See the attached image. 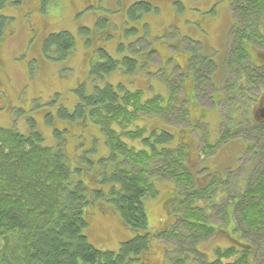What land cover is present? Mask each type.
I'll return each instance as SVG.
<instances>
[{
    "label": "rangeland",
    "instance_id": "1",
    "mask_svg": "<svg viewBox=\"0 0 264 264\" xmlns=\"http://www.w3.org/2000/svg\"><path fill=\"white\" fill-rule=\"evenodd\" d=\"M140 1L151 2L153 9L132 14L129 7ZM232 2L17 0L0 11L12 18L0 40V125L29 134L33 124L45 145L63 146L74 170L87 166L86 162L95 165L85 174H74L75 182L81 179L86 186L100 187L107 193L110 184L96 183L99 172L108 173L103 174L104 179L123 158L112 157L97 124L91 120L80 123L63 118L66 113L74 112L81 87L91 93L94 85L102 87L108 81L125 90H143L146 98L156 94L166 98L177 85L175 107L159 114L144 113L137 123L148 127L145 137L155 129L174 133L172 147L186 143L187 159L181 160V169L190 172L193 188H198V198L190 200L189 205L203 209L208 222L219 232L199 237L182 221L175 226L178 218L175 208H178L177 201L184 186H177L164 174L163 170L168 167L166 159H155L150 164L148 177L153 179L158 194L144 202L149 227L156 232L174 226L177 236L152 237L151 241H155L150 250L142 254V262L133 264H172L173 258L181 256H190L189 264H207L216 258L214 249L231 245L230 228L242 234L241 241L253 244L255 264H264V229L262 238L257 241L259 234L256 238L255 233L240 224L238 210L232 212L230 209L232 201L242 199L264 169V136L256 135L249 126L240 127L243 137H234L218 145L208 156L202 153L206 143L218 142L222 121L227 123L230 117L238 118L246 112L253 114L264 90L256 86L249 89L252 85H247L245 74L239 78L234 66L224 64L234 40V32L230 35L234 17L241 20L237 14L233 16ZM260 30L264 32V19ZM61 31H68L75 40V48L64 58L59 57L53 46L43 49L45 38ZM100 49L120 63L114 71L102 76L90 73L92 63L103 61ZM127 57L135 62L124 64ZM251 57L256 64L261 60L258 54ZM210 60L217 63L218 69L214 67L212 79L206 83L200 80L203 85L195 88L194 76L204 75L212 66ZM238 83L252 99L235 96L232 88ZM181 105L190 109L185 118ZM246 142H252L253 146H247ZM97 163L104 165L99 167ZM122 165L129 164L125 160ZM212 181L219 185L212 186ZM203 191H206L205 197ZM100 201L99 206L88 212L87 234L98 248L117 251L132 233L114 205L105 198Z\"/></svg>",
    "mask_w": 264,
    "mask_h": 264
},
{
    "label": "trees",
    "instance_id": "2",
    "mask_svg": "<svg viewBox=\"0 0 264 264\" xmlns=\"http://www.w3.org/2000/svg\"><path fill=\"white\" fill-rule=\"evenodd\" d=\"M13 2L17 0H0V11L8 3ZM231 5L235 7L232 11L233 16L236 14L240 16L243 26L234 17V24L230 30V35L234 32V40L224 64L234 66L239 78H247V85H252L248 87L249 89L256 86L262 90L264 59L260 64L253 62L250 49L259 46L264 53V33L260 30V23L264 19V0H233ZM129 8L134 14L136 11L150 12L153 5L148 1H140L133 3ZM11 19L0 13V40L4 28ZM100 24L98 22V25ZM49 46H53L59 57L64 58L75 48V40L68 31H61L45 38L43 49ZM100 52L103 61L92 63L90 68V73L98 76L111 73L120 64L105 50L100 49ZM134 62L129 57L123 61L127 65ZM210 63L212 66L204 75L199 76L198 73V77L194 76L195 88L203 85L201 81L206 83L208 79H212L215 72L212 71L214 67L218 69V65L214 60H210ZM242 73L245 74L243 77ZM177 88L175 84L166 98L161 94L146 98L143 90H125L121 85L114 86L108 81L102 87L94 85L91 93L80 88L74 112L66 113L63 118L80 123L91 120L100 127L112 157L116 159L119 156L123 157L104 179L103 174L108 173L104 170L99 172L100 178L96 183L110 184L107 193H103L100 187L94 188L88 184L86 186L81 179L75 182L74 174H85L87 169H93L95 165L92 163L90 166V163L84 161L87 166L74 170L71 167L74 164L68 161L63 146L45 145L43 137L33 124L29 134L0 125V264L142 262V254L150 250L151 244L155 241H151L152 237L158 239L177 236L174 226L156 232H152L149 227L144 202L146 198H154L158 194L153 179L148 177L150 164L158 158L166 159L168 162V167L163 170L164 174L171 177L177 186H184L183 192L179 189L181 196L177 201L178 208H175L178 217L175 226L182 221L199 237L217 234L219 230L208 222L206 212L189 205L190 200L198 198V188H193V177L190 172L186 168L181 169V160L187 159L188 146L184 145L186 143L180 142L172 147L174 133L155 129L149 137H145L148 127L137 123L143 118L144 113L159 114L175 107ZM244 88L238 83V86H233L232 89L235 96H247L252 99L242 91ZM263 92L264 90L262 94ZM191 99L196 104L193 97ZM181 107L182 117L185 118V115H189L190 109L182 105ZM221 124L223 130L218 142L216 144L208 142L203 146L202 153L205 156L216 150L218 145L234 137H243L240 127L249 126L256 135L264 136V117L256 119L248 112L238 118L230 117L229 122L222 121ZM192 126L197 127L196 124ZM127 139L141 144L142 147L130 144ZM250 143L252 142H246V145L252 147ZM125 160L129 165H122ZM97 165L100 167L104 164ZM258 174L259 179L245 191L242 199L233 200L230 206L232 212L238 210L240 224L255 233L256 238L257 233L259 234L257 241L262 238L264 229V169ZM211 184L219 185L217 181H212ZM204 193L206 191H203V197ZM207 197L212 198V195ZM104 198L109 204L114 205L115 211L132 233V237L123 241L117 251L98 248L86 231L89 224L88 212L99 206L102 203L100 200ZM229 231L231 245L214 249L216 258L206 263L255 264L253 244L241 241L242 234L236 233L235 228H230ZM194 251L198 252V249L195 248ZM189 258L175 257L172 264H189Z\"/></svg>",
    "mask_w": 264,
    "mask_h": 264
},
{
    "label": "flooded vegetation",
    "instance_id": "3",
    "mask_svg": "<svg viewBox=\"0 0 264 264\" xmlns=\"http://www.w3.org/2000/svg\"><path fill=\"white\" fill-rule=\"evenodd\" d=\"M257 51H259L260 53ZM250 54H251V56H252V54H254V55L258 54V55H260L261 60L264 59V53H263L262 49L260 50L259 48H253V49L251 48ZM261 60H260V62H261ZM260 62L258 64H260ZM253 116L256 119H261L262 117H264V92H263V96H262L261 100H259V102H258V105L253 108Z\"/></svg>",
    "mask_w": 264,
    "mask_h": 264
}]
</instances>
